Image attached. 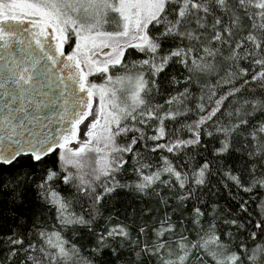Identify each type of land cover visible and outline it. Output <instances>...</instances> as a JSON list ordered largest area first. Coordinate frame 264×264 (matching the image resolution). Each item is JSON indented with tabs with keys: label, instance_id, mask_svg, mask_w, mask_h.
Here are the masks:
<instances>
[{
	"label": "snow or ice",
	"instance_id": "1",
	"mask_svg": "<svg viewBox=\"0 0 264 264\" xmlns=\"http://www.w3.org/2000/svg\"><path fill=\"white\" fill-rule=\"evenodd\" d=\"M127 49L143 58L129 63ZM169 77L183 88L154 103ZM214 136L216 157L241 145L242 170L191 165ZM161 152L173 158L156 167L148 154ZM126 166L134 183L116 178ZM217 174L233 196L244 194L242 215L223 221L246 236L234 247L217 231V206L206 227L197 206L215 194ZM30 189L57 223L35 225V238L20 225L0 233V264H207L205 255L214 264H264V0H0V195L19 207ZM119 189L159 196L163 214L135 230L117 218L96 231L100 206ZM170 201L181 212L193 202L196 240L182 216L173 220ZM80 229L94 237L87 256L65 235Z\"/></svg>",
	"mask_w": 264,
	"mask_h": 264
},
{
	"label": "trees",
	"instance_id": "2",
	"mask_svg": "<svg viewBox=\"0 0 264 264\" xmlns=\"http://www.w3.org/2000/svg\"><path fill=\"white\" fill-rule=\"evenodd\" d=\"M111 30V29H109ZM131 52L132 55L128 56V53ZM126 60L130 63L132 60L142 59L143 57L137 54L133 49H127L125 53ZM172 73L177 75L180 78L182 75H186L183 70L177 72L176 68L172 69ZM164 74L162 73L161 76ZM90 79L96 80L97 83H100V77H90ZM171 77L165 80L162 84H160V79H157V83L160 84L161 93H153V102L154 103H162L164 99L167 98L169 94L175 93L178 89L183 88V84L180 85H173L170 83ZM100 81V82H98ZM239 97L237 99L232 100V103L225 102L227 104V111H231L235 104L238 102ZM193 119L196 117L193 115ZM229 119L227 115L221 118V122L226 121ZM183 135L187 136L188 133H183ZM219 139L220 137H204V143L206 147L198 148L194 151V159H190V163L193 167L196 164L202 162L203 160H208L214 165V171L216 168L223 170L227 167H232L233 169H243L246 163V158L244 157V152L239 143L236 144V151H231L223 157H216L213 152L214 149L219 147ZM142 151H146L143 150ZM91 155V154H89ZM151 158V163L159 167L163 164V156H168L169 159L173 157L171 154L166 152L161 153H149L148 154ZM87 161V160H86ZM219 161V162H218ZM57 162V154L53 153L48 158V165L52 166ZM89 162V161H87ZM134 163V161H133ZM129 168L127 173H121L117 175V179L123 183H134L138 177L135 173L132 172L130 166H126ZM89 167L85 168L84 171L88 170ZM148 171V170H145ZM221 180L219 174L212 178L211 184L214 186L213 191L215 194L210 195L208 192H205L203 195V204H197V206H201L203 210L208 213L205 217L203 223L205 227L208 224V221L212 218V209L213 206H217L216 211L219 215L215 218V223L217 225V231L221 235L222 240L231 239L233 241V247L235 243H238L242 240H246V236L241 235L240 233L236 232L234 226L230 224H226L224 220H231L237 215H242L238 212L236 207L237 202L240 200L243 193H239L237 191L236 195L233 196L231 192L225 189L218 181ZM59 190L65 196H70V190L67 186L63 184L58 185ZM171 193L168 192L166 188L161 186L160 189V196L170 198ZM160 199L159 196L156 195H144L130 189H119L118 192L115 194V199H107L106 202L102 203L100 206V213L96 219L93 228L96 231L107 227L109 223H115L117 218L119 221L127 223L130 228L135 230L138 228L140 224H143L144 221L148 220L149 224H152L155 219L161 216L164 212V207L158 204V200ZM258 199V198H256ZM12 197L8 196L6 193L0 195V233L7 234L17 228L18 225L22 226L20 230L25 231L28 233L30 238H35V225H43L45 227L51 228V226L56 225L55 220V211L48 210L46 211L44 208L41 207L36 193L33 190H29L26 195V199L24 204L17 207L11 203ZM83 204L82 200H79L77 197L73 200V210L76 212H80L82 210L81 205ZM187 207L181 210L176 208V203L171 202L167 208V210L172 213L173 220H176L178 217H183L184 224L186 228L189 229L188 235L189 239L196 240L197 236V229L189 222L192 216L190 209L193 206L192 201L186 202ZM252 209L256 206L254 204L250 205ZM175 209V211H173ZM254 218L256 217V213H252ZM108 217H111V221H108ZM149 217L152 219L149 220ZM225 232H232L231 237H227L224 235ZM241 232H244L242 229ZM74 243H77L81 249V254L83 256H87L93 246L94 237L87 233V230L80 229L78 232L73 233L71 230L65 233ZM248 244H252L253 242L248 240ZM207 264H214V261L211 259L210 256L205 255L204 257Z\"/></svg>",
	"mask_w": 264,
	"mask_h": 264
},
{
	"label": "rangeland",
	"instance_id": "3",
	"mask_svg": "<svg viewBox=\"0 0 264 264\" xmlns=\"http://www.w3.org/2000/svg\"><path fill=\"white\" fill-rule=\"evenodd\" d=\"M107 27V26H106ZM124 39H126V38H124ZM104 50H108V49H104ZM101 81V82H100ZM100 81H98V82H100V83H103V79H100ZM96 102L94 101L93 102V110H95L96 109ZM89 120L91 119V117H89L88 118ZM88 123V121L86 120L85 121V124H87ZM80 130H81V138H84L83 137V132H84V130H85V128H84V124H82V125H80ZM103 145H101V147H102ZM69 147H72V148H75V147H77V145L75 144V142L74 143H72V144H70L69 145ZM84 163H85V168H87L88 167V164L90 163V162H87L86 160L84 161ZM88 170H90V168H88Z\"/></svg>",
	"mask_w": 264,
	"mask_h": 264
},
{
	"label": "flooded vegetation",
	"instance_id": "4",
	"mask_svg": "<svg viewBox=\"0 0 264 264\" xmlns=\"http://www.w3.org/2000/svg\"><path fill=\"white\" fill-rule=\"evenodd\" d=\"M65 50H66V51H70V48L66 45V46H65Z\"/></svg>",
	"mask_w": 264,
	"mask_h": 264
},
{
	"label": "water",
	"instance_id": "5",
	"mask_svg": "<svg viewBox=\"0 0 264 264\" xmlns=\"http://www.w3.org/2000/svg\"><path fill=\"white\" fill-rule=\"evenodd\" d=\"M66 51V50H65ZM104 51H108V50H104ZM48 110H45V112H47ZM74 143V142H73ZM57 151H59V150H57Z\"/></svg>",
	"mask_w": 264,
	"mask_h": 264
}]
</instances>
